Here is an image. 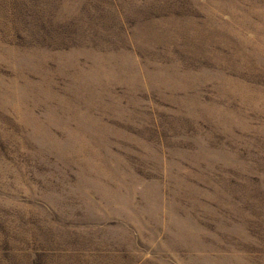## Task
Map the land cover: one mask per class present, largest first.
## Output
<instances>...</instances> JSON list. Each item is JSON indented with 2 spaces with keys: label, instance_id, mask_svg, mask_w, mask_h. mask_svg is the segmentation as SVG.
Masks as SVG:
<instances>
[{
  "label": "rangeland",
  "instance_id": "rangeland-1",
  "mask_svg": "<svg viewBox=\"0 0 264 264\" xmlns=\"http://www.w3.org/2000/svg\"><path fill=\"white\" fill-rule=\"evenodd\" d=\"M0 264H264V0H0Z\"/></svg>",
  "mask_w": 264,
  "mask_h": 264
}]
</instances>
